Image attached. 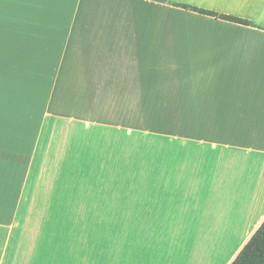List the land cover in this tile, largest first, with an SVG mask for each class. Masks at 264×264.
<instances>
[{"label":"crops","instance_id":"crops-1","mask_svg":"<svg viewBox=\"0 0 264 264\" xmlns=\"http://www.w3.org/2000/svg\"><path fill=\"white\" fill-rule=\"evenodd\" d=\"M141 140L164 160L134 178L132 229H75L124 217L115 183L83 169L115 180ZM60 192L78 205L52 224ZM263 221L264 0H0V264H230Z\"/></svg>","mask_w":264,"mask_h":264},{"label":"trees","instance_id":"trees-1","mask_svg":"<svg viewBox=\"0 0 264 264\" xmlns=\"http://www.w3.org/2000/svg\"><path fill=\"white\" fill-rule=\"evenodd\" d=\"M181 6L191 8L195 11L204 14L216 16L241 24H252L250 20L238 16L222 14L208 9L192 6L189 4H181ZM137 146H140L141 153H124L122 155L124 167L128 168L127 170L122 169V174H119L117 178H115V180H111L110 174L108 173L104 175V178H106V180L115 183L113 185H110V191L115 192L118 189L119 195L122 194L119 199L122 198L124 202V207L126 211L124 217L118 216L115 210L113 212H109L105 218L104 215L96 216L95 213H90V215L87 216L77 217V226L75 227V229H132L134 178L143 177L150 173L151 171L149 172L146 169L148 167L147 164H149L150 162H154V160L157 162L164 160V158L159 159V156L156 154H150L149 149L151 147V144L148 140H141V142H139ZM154 172L155 171H153V173ZM112 175L115 176L116 172H113ZM96 176L98 175H94V177ZM117 184H121V186ZM230 264H264V221Z\"/></svg>","mask_w":264,"mask_h":264},{"label":"rangeland","instance_id":"rangeland-1","mask_svg":"<svg viewBox=\"0 0 264 264\" xmlns=\"http://www.w3.org/2000/svg\"><path fill=\"white\" fill-rule=\"evenodd\" d=\"M49 126H50V124H46V127H45V129H44V131L42 133L41 143H40L37 155H36L34 166H33L32 172L30 174V178H29V181H28V185H27V188H26L25 195H24V200L22 202V206H21V209H20V213H19V219L20 220H22L25 217V213H26V210H27V207H28V204H29L30 196L32 195V193L34 191L35 184H36L37 179H38V177L40 175V172H41V168H42V164H43V156H44V154H45V152L47 150L48 144L51 143V138H50L51 131H50ZM80 128H82V127H80ZM107 129L108 128L101 127V126H94L90 130L82 128V130H85V132L87 131L86 133H93V132L95 133L96 132L97 133V137L94 136L95 137L94 139H96V140L100 139L99 138L101 136L100 134H102V136H103V134L107 133L106 132ZM107 131L111 135H114V136L119 135V136H121L123 138V140H125V141L130 139V136H126L123 133H116V132H114L115 130L114 131L107 130ZM85 132L84 131H82V132L80 131L79 137L77 139L78 141L82 140L81 137L86 135ZM157 140H159V139H157ZM163 141H167V140H163ZM122 155L123 154L120 155V158H122ZM92 156H95V155H92ZM109 156H111V155H109ZM127 156H128V154H127ZM120 166L123 169H125V170L128 169V168L124 167V163H121ZM111 171H109V170H104V171L93 170V171H91V170L83 169V172L86 175H90V174H92V176L93 175H99V177H105L104 175H106L107 173L111 174ZM83 172H82V175H83ZM121 173L119 172V174H121ZM67 174L68 173L66 171L65 172L62 171V176L60 177V180H61L60 182H61L62 186L64 184V179L67 178L66 177ZM74 175L76 176V181L79 182L80 180H77L80 177L78 172H76V174H73V178H74ZM96 179H99V178H96ZM86 180H88V178ZM119 186H121V184H119ZM80 189H81V186L78 185V190H80ZM58 194H61V196L60 195L56 196V199L60 196V201L59 200L55 201L54 208L51 211H49L50 215L52 216L51 217V223L52 224H56L59 220H62V221L63 220L64 221H68L69 220V219H66V217H64V219L62 217H60L61 213L63 214V212H61V209L64 208L66 204H67V207H68V205H71L73 208L78 205L77 202L73 201V198H71V201L69 202V204L67 202L64 203L62 201V199L64 198L62 195H66V194H63V192H60ZM36 203H37V201L34 199L32 201L31 210L33 209V207L35 206ZM41 214H42V210H41V207H39L38 214H36V216H33V218L29 217L27 223L25 224V229H40L41 221H42ZM106 216L107 215L104 213V218ZM74 221H76V219H74ZM49 229H51V228L49 227ZM224 253L226 255V252H224ZM222 257H223L222 254H219L218 256L213 257L208 262V264H223L224 263V258H222Z\"/></svg>","mask_w":264,"mask_h":264}]
</instances>
